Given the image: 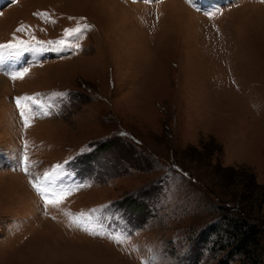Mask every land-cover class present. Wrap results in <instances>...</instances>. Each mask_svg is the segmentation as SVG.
<instances>
[{"label":"rangeland","instance_id":"obj_1","mask_svg":"<svg viewBox=\"0 0 264 264\" xmlns=\"http://www.w3.org/2000/svg\"><path fill=\"white\" fill-rule=\"evenodd\" d=\"M0 7L24 45L0 60V264H264V0ZM244 210L255 262L224 232Z\"/></svg>","mask_w":264,"mask_h":264},{"label":"trees","instance_id":"obj_2","mask_svg":"<svg viewBox=\"0 0 264 264\" xmlns=\"http://www.w3.org/2000/svg\"><path fill=\"white\" fill-rule=\"evenodd\" d=\"M226 175L232 174L234 171H237L234 173V178H238L240 176H243L245 173L240 172L241 170H235L233 168H224L222 169ZM247 174V173H246ZM250 180V184L252 187L257 188L258 186L255 185L254 180L248 176ZM261 196V193L260 195ZM243 215H239L236 217H230V224L225 227L224 232L227 233V239H228V246L231 247V254L238 253V251L245 252L248 256V260L251 262H255L256 258L261 256V253H259V247L261 246V252H262V245H260L259 242V236L260 229L256 227V225L251 221L250 216L247 214L248 212L246 210L242 211ZM246 212V213H245ZM221 228L220 223L213 226L208 227L207 235H205V238L207 239L210 235L214 234L216 237V244L222 245V241L224 239L223 234H220L222 231L217 232ZM220 234V235H219Z\"/></svg>","mask_w":264,"mask_h":264},{"label":"snow or ice","instance_id":"obj_3","mask_svg":"<svg viewBox=\"0 0 264 264\" xmlns=\"http://www.w3.org/2000/svg\"><path fill=\"white\" fill-rule=\"evenodd\" d=\"M88 26L85 25L84 27H77L74 30L69 31V35H73V36H77L79 37V35L82 34V32L84 31L85 28H87ZM17 31H23L22 28L17 29ZM64 42L61 41V44H63ZM24 48V45L20 44V43H6V44H0V60H3L6 56L11 55V56H16L21 54L20 53V49ZM27 73V69H24L23 71L17 72V73H13L11 74L12 79H23L24 75ZM21 99L24 100H31L32 104L39 108V109H43V105H37L36 101L31 98V97H23V98H18L16 101L17 107L21 106ZM45 115H47V113H44ZM21 116H25V112H21ZM28 121L27 119H25V124L27 125ZM59 175V166L53 170L52 173L47 174L44 178V183H42L40 186H37V184H33V188L35 189L36 193L41 196V198H45L49 195L51 196H56L57 193H55V191L49 187V185L53 184L54 180L56 179V177ZM62 198L63 194H59ZM57 203H59V200L56 201ZM45 203L48 204L50 203L49 200L45 199ZM91 234V233H90Z\"/></svg>","mask_w":264,"mask_h":264},{"label":"bare ground","instance_id":"obj_4","mask_svg":"<svg viewBox=\"0 0 264 264\" xmlns=\"http://www.w3.org/2000/svg\"><path fill=\"white\" fill-rule=\"evenodd\" d=\"M0 10H2L1 7H0ZM1 84H2V85H3V84L5 85V82H4L2 79H0V86H1Z\"/></svg>","mask_w":264,"mask_h":264}]
</instances>
